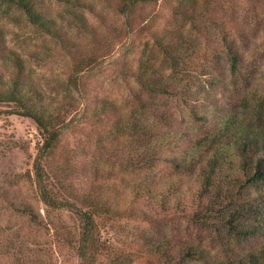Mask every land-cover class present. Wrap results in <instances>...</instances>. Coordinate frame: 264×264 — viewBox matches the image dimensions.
Instances as JSON below:
<instances>
[{"label":"rangeland","instance_id":"rangeland-1","mask_svg":"<svg viewBox=\"0 0 264 264\" xmlns=\"http://www.w3.org/2000/svg\"><path fill=\"white\" fill-rule=\"evenodd\" d=\"M220 1L213 0L210 9L198 8L195 14L190 10L186 18L195 15L204 31L215 27L217 33L228 35L230 42L245 46L243 70L237 75L230 71L225 53L210 52L211 47L223 44L220 35L216 39L198 37L192 20L186 18V37L182 39L175 33V0L145 7L141 11L144 17L129 37L124 33L116 0H45L48 10L67 33L63 42L43 34L18 8L0 0V44L25 62L28 75L42 88L48 103L57 94L58 82L69 76L74 62L99 50L92 57L98 63L85 77L84 92L91 105L83 108L78 104L79 111L68 116L70 125L57 150L59 157L50 161L48 167L54 176L69 178L65 186L79 202L84 196H92L114 213L121 212L101 221V239L109 251L98 256L94 264H235L242 258L258 255L264 247V228L256 233L240 226L231 233L229 226L217 219V213L211 215L210 227H202L188 219L187 203H183V209H174L180 194L183 199L187 197L186 202H192L199 184L195 182L196 175L176 174L166 161L153 159L155 167L149 174L161 183L160 194L165 189L173 191V203L168 205L172 209L160 212L156 204L150 203L128 211L135 179L139 181L136 177L147 172L146 148L141 140H131L124 131L113 135L118 125L127 124L131 110L124 99L126 89L119 64L160 37L170 38L173 44L193 41L181 51L183 62L223 64L227 77L221 79L218 87L200 90L204 112L199 115L207 118L206 125L195 121L187 109L166 118V132L174 134L168 142H173L176 135L197 140L212 130L222 133L226 127L230 128L226 140L236 144L246 136L260 137L264 130V0ZM243 20L252 24L251 30L243 28ZM197 48L201 55L195 53ZM12 60V56L0 55V69L13 70ZM193 68L187 69L190 77L198 81L199 73ZM103 97L118 100L119 111L96 118V100ZM146 107L148 116L154 107ZM17 109L15 105L0 103L2 112ZM143 113L146 108L137 111V117L144 118ZM41 142L34 120L10 113L0 117V264H81L77 254L79 219L67 211L50 210L36 192L33 165ZM160 147L148 155H154ZM258 153L252 147L245 154L252 160ZM62 160L69 176L62 171ZM26 204L40 214L42 226H35L19 211ZM259 223L252 222L251 226ZM191 245L200 247L203 257H186L185 251ZM163 251L167 252L165 259L160 256Z\"/></svg>","mask_w":264,"mask_h":264},{"label":"trees","instance_id":"trees-1","mask_svg":"<svg viewBox=\"0 0 264 264\" xmlns=\"http://www.w3.org/2000/svg\"><path fill=\"white\" fill-rule=\"evenodd\" d=\"M62 1L73 2V0ZM175 1L172 8V19L174 18L176 25L175 33L184 39L186 37L184 28L186 24L189 25L187 20L190 19L198 37L207 35L210 39H216L220 35L223 44L220 47H211L210 52L225 53L232 74H240L245 61V46L236 45L235 41L230 42V37L217 33L215 27L204 31L195 15L193 18H186L190 10L195 14L194 10L198 8L210 9L213 0ZM5 2L23 12L28 22L43 34L62 42L66 39L67 33L50 13L45 0H5ZM159 2L166 3L168 0H116L118 14L124 21L126 37L134 34L139 25L138 20L144 17L141 11ZM178 15H182L183 18L180 16L179 18ZM243 21V28L251 30L252 24L247 20ZM1 33L0 30V35ZM192 43L191 40L188 43L182 40L178 44H173L170 38L162 40L158 37L152 43L148 42L141 46L139 51L135 52L136 55L128 57L119 64L120 75L126 89L124 99L131 110L128 113L127 124L118 125L112 134L117 135L120 131H124L131 140H141L147 154L144 167L147 172L136 177L140 178L139 181L135 179L136 187L131 191L128 211H133L138 205L150 203L156 204L160 212L172 209L168 205L173 203L170 200V193L173 191L165 189L160 194L158 188L161 183L152 180L149 174V171L155 167L153 159H157L166 161L174 168L176 174L196 175L195 182L199 186L194 192L192 202H186L187 197L183 199L180 194L174 203L176 207L174 209L178 210L183 209L185 203L188 204V219L193 225L210 227L211 215L217 213V219L225 222L231 233L237 232L240 226L252 228L251 232L258 233L259 229L264 228L260 225L264 223V130L259 138L249 139V136H246L247 138L238 144L226 140L228 137L226 131L230 130L229 127L224 128L222 133L217 131L218 129L209 131L197 140L176 135L173 142H168L174 134H171L172 131L169 134L166 132L163 124L166 118L174 115L177 110L187 109L195 121H202L203 125H206L207 118L199 115L204 112L200 90L218 87L221 85V79L227 78L223 64L184 63L181 51L187 44ZM97 53L99 50H95L91 56L80 57L74 62L69 76L66 80L58 82L57 94L48 103L42 88L28 75L25 62L15 52L0 44V55L12 56L14 64L13 70L0 69V103L15 105L18 108L6 112L0 110V117L5 113L16 114L30 118L37 124L42 142L33 165L36 192L50 210L67 211L79 219L81 226L77 254L81 264H94L98 256L109 251L106 247L107 243L102 242L101 239V221L110 214L120 215L121 212L114 213L92 196H84L79 202L78 197L65 186L69 178L63 175L54 176L48 167L50 161L59 157L57 150L70 125L68 116L72 112L79 111L78 104L83 108L91 105L84 92L85 77L98 63L97 60H92ZM195 53L201 55V49L197 48ZM192 67H195L193 69L199 73L198 81L190 77V70L187 68ZM59 98L61 99L59 104L54 105V100ZM96 101L93 110L96 118L119 111L120 104L116 99L103 97ZM156 103L159 104L154 106ZM148 104L154 108L147 116ZM145 108L144 118L137 117V111H144ZM152 116L156 119L153 120ZM158 145L161 146L158 151H155L154 155H148ZM252 147L258 149L259 153L250 160L245 153ZM58 163L60 164V161ZM61 163L65 174L66 164L63 160ZM238 199L243 201L240 202ZM19 211L27 215L35 226H42L41 216L32 205L26 204L19 208ZM252 222L260 223L251 226ZM203 255L204 252L200 247L192 245L185 251V256L188 258H201ZM160 256L161 259H165L167 252H161ZM234 263L264 264V247L258 255H251Z\"/></svg>","mask_w":264,"mask_h":264}]
</instances>
